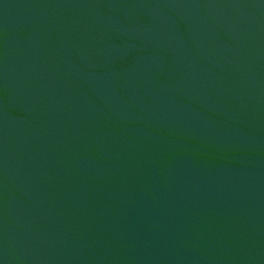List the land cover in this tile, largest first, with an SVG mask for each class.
I'll return each mask as SVG.
<instances>
[{"label": "water", "instance_id": "water-1", "mask_svg": "<svg viewBox=\"0 0 264 264\" xmlns=\"http://www.w3.org/2000/svg\"><path fill=\"white\" fill-rule=\"evenodd\" d=\"M0 264H264V0H0Z\"/></svg>", "mask_w": 264, "mask_h": 264}]
</instances>
